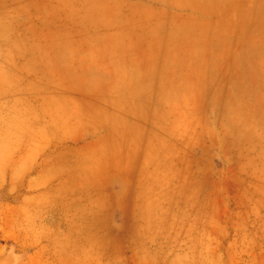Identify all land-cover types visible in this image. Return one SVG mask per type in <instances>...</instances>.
I'll return each instance as SVG.
<instances>
[{
	"label": "rangeland",
	"instance_id": "obj_1",
	"mask_svg": "<svg viewBox=\"0 0 264 264\" xmlns=\"http://www.w3.org/2000/svg\"><path fill=\"white\" fill-rule=\"evenodd\" d=\"M74 8L0 0V264H264V91L127 124Z\"/></svg>",
	"mask_w": 264,
	"mask_h": 264
},
{
	"label": "crops",
	"instance_id": "obj_2",
	"mask_svg": "<svg viewBox=\"0 0 264 264\" xmlns=\"http://www.w3.org/2000/svg\"><path fill=\"white\" fill-rule=\"evenodd\" d=\"M70 3L92 34L70 43L92 45L84 53L106 61L99 87L118 88V116L127 124L157 116L155 88H182V100L199 97L200 88L218 89L230 117L236 101L264 91V0ZM182 109L200 116V105ZM92 131L86 128L85 136Z\"/></svg>",
	"mask_w": 264,
	"mask_h": 264
}]
</instances>
